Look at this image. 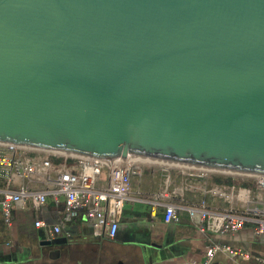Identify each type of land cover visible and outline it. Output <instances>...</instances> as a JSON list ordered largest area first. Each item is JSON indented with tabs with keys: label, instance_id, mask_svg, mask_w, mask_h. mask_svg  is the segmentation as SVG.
Returning <instances> with one entry per match:
<instances>
[{
	"label": "water",
	"instance_id": "95a60500",
	"mask_svg": "<svg viewBox=\"0 0 264 264\" xmlns=\"http://www.w3.org/2000/svg\"><path fill=\"white\" fill-rule=\"evenodd\" d=\"M0 144L264 177V0H0Z\"/></svg>",
	"mask_w": 264,
	"mask_h": 264
},
{
	"label": "built area",
	"instance_id": "2783aa9c",
	"mask_svg": "<svg viewBox=\"0 0 264 264\" xmlns=\"http://www.w3.org/2000/svg\"><path fill=\"white\" fill-rule=\"evenodd\" d=\"M145 169L166 174L165 188L154 193L152 200L154 209L163 208L165 223L179 222V213L185 211L202 232L234 233L249 224L256 236L264 234V177L245 175L253 178L251 187L225 185L212 181L210 175L217 171L87 158L7 144H0V214L5 225L12 228L14 210L31 209L37 217L52 205L56 210L52 223L39 217L33 222L46 237L60 234L67 224L79 219L91 224L94 238L112 240L124 206L143 202L131 194V184ZM168 169L178 170L180 178L179 185L169 191L168 181L174 179L167 175ZM104 173L106 180H101ZM186 191L201 198L193 205L169 202L171 195L181 199ZM208 198L226 207H214ZM217 252L238 255L228 246L215 244L208 248L204 264Z\"/></svg>",
	"mask_w": 264,
	"mask_h": 264
},
{
	"label": "crops",
	"instance_id": "0c3cea01",
	"mask_svg": "<svg viewBox=\"0 0 264 264\" xmlns=\"http://www.w3.org/2000/svg\"><path fill=\"white\" fill-rule=\"evenodd\" d=\"M147 171H149L147 175L143 174L142 177L133 179L131 184V194L143 202L128 203L124 206L116 236L111 240L113 253L121 254L123 264H204L208 248L215 244L228 246L238 252V255L217 252L207 264H261L264 261V234L256 236L249 224L234 233L211 234L200 231L185 211L179 213V222L165 223L163 208L154 209L152 200L154 193L165 188L166 174ZM172 172V169L166 170L170 177ZM101 180H106L105 173L102 174ZM168 183L169 191L177 187L180 180H169ZM181 195V199L171 195L169 202L193 205L201 198L200 194L193 191H186ZM208 200L219 209L226 207L217 199ZM20 212L23 211H13L14 215ZM32 212L33 217H36L35 212ZM13 220L12 228L6 226V231H0V264L13 262L26 252L23 242L28 229L24 227L21 233L18 222ZM32 228L39 236L43 234L42 230L33 226ZM64 228L76 232L81 237H93L89 222L77 219ZM5 232L6 237L3 235ZM243 254H248L249 257Z\"/></svg>",
	"mask_w": 264,
	"mask_h": 264
},
{
	"label": "flooded vegetation",
	"instance_id": "af4514ba",
	"mask_svg": "<svg viewBox=\"0 0 264 264\" xmlns=\"http://www.w3.org/2000/svg\"><path fill=\"white\" fill-rule=\"evenodd\" d=\"M23 243V256L1 264H123L121 254L113 253L111 240L81 237L66 228L51 237L28 231Z\"/></svg>",
	"mask_w": 264,
	"mask_h": 264
},
{
	"label": "rangeland",
	"instance_id": "374dc122",
	"mask_svg": "<svg viewBox=\"0 0 264 264\" xmlns=\"http://www.w3.org/2000/svg\"><path fill=\"white\" fill-rule=\"evenodd\" d=\"M147 170L148 169L144 170V173H143L144 175H147L149 173V171H147ZM157 171L159 172V170H157ZM172 171H173L172 172V178L174 180H180L179 175H178V170L173 169ZM210 176H213V177H211L212 181H214L213 180L214 178H222V179L232 178L233 180H235L236 182H239V183H247V184L252 185L254 182L253 178L247 177V176L241 175V174L215 172V173H212ZM157 177H159V176H157ZM12 218L15 219L16 222H18V227H19L21 233H23L24 227L26 229H28L29 233L34 230L31 226V222L33 220V212L31 209L25 213L20 212V213H17L15 215L12 212ZM0 231L1 232L6 231V225H5V223L1 217H0ZM3 235H4V237H6L7 233L5 232V234H3Z\"/></svg>",
	"mask_w": 264,
	"mask_h": 264
},
{
	"label": "trees",
	"instance_id": "16d2710c",
	"mask_svg": "<svg viewBox=\"0 0 264 264\" xmlns=\"http://www.w3.org/2000/svg\"><path fill=\"white\" fill-rule=\"evenodd\" d=\"M215 183L225 184V185H236V186H243V187H251L250 184L247 183H239L233 180L232 178H214ZM39 218L45 220L48 223H52L56 219V210L52 205H48L43 210H41L40 214H38ZM37 217H33L31 222V226H33V222Z\"/></svg>",
	"mask_w": 264,
	"mask_h": 264
}]
</instances>
